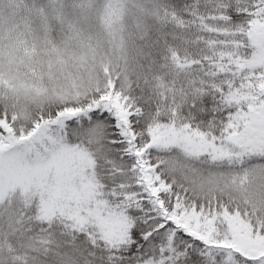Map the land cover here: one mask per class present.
<instances>
[{
    "label": "snow or ice",
    "instance_id": "snow-or-ice-1",
    "mask_svg": "<svg viewBox=\"0 0 264 264\" xmlns=\"http://www.w3.org/2000/svg\"><path fill=\"white\" fill-rule=\"evenodd\" d=\"M0 264H264V0H0Z\"/></svg>",
    "mask_w": 264,
    "mask_h": 264
}]
</instances>
